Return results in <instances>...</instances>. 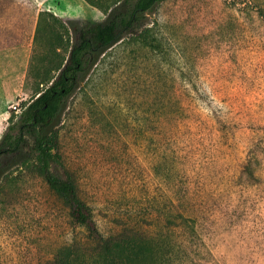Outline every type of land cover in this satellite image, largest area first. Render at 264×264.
<instances>
[{
  "label": "rangeland",
  "instance_id": "374dc122",
  "mask_svg": "<svg viewBox=\"0 0 264 264\" xmlns=\"http://www.w3.org/2000/svg\"><path fill=\"white\" fill-rule=\"evenodd\" d=\"M42 10L105 17L84 0H0V138L29 98ZM261 11L264 0H164L68 97L59 153L100 232L163 242L167 264H264ZM15 175L0 185V264H58L85 230L39 177Z\"/></svg>",
  "mask_w": 264,
  "mask_h": 264
},
{
  "label": "trees",
  "instance_id": "16d2710c",
  "mask_svg": "<svg viewBox=\"0 0 264 264\" xmlns=\"http://www.w3.org/2000/svg\"><path fill=\"white\" fill-rule=\"evenodd\" d=\"M84 1L105 17L66 23L53 12L38 13L22 85L30 89L29 98L20 103L17 120L0 138V185L13 173L14 177L26 172L39 177L68 209L70 223L85 230L83 241L61 246L58 264H130L134 260L167 264L163 242L144 234L133 241L125 233L106 235L98 230L90 207L77 194L71 171L63 164L55 129L66 100L99 58L125 37L141 36L147 15L164 0Z\"/></svg>",
  "mask_w": 264,
  "mask_h": 264
},
{
  "label": "crops",
  "instance_id": "0c3cea01",
  "mask_svg": "<svg viewBox=\"0 0 264 264\" xmlns=\"http://www.w3.org/2000/svg\"><path fill=\"white\" fill-rule=\"evenodd\" d=\"M23 68V70H25V64H24V66L22 67ZM24 73V72H23Z\"/></svg>",
  "mask_w": 264,
  "mask_h": 264
}]
</instances>
